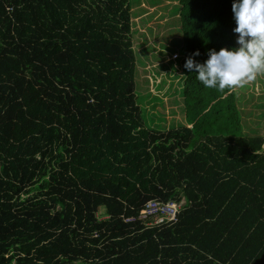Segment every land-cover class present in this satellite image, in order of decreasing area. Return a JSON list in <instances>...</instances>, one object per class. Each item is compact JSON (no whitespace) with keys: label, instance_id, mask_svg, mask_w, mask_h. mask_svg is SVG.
<instances>
[{"label":"trees","instance_id":"obj_1","mask_svg":"<svg viewBox=\"0 0 264 264\" xmlns=\"http://www.w3.org/2000/svg\"><path fill=\"white\" fill-rule=\"evenodd\" d=\"M232 3L176 0L183 123L158 130L136 101L131 0H0V264H264L249 86L184 67L239 47ZM180 198L172 224L122 220Z\"/></svg>","mask_w":264,"mask_h":264},{"label":"rangeland","instance_id":"obj_2","mask_svg":"<svg viewBox=\"0 0 264 264\" xmlns=\"http://www.w3.org/2000/svg\"><path fill=\"white\" fill-rule=\"evenodd\" d=\"M132 37L140 46L136 48V63L140 74L135 87L136 101L144 118V123L154 129H166L183 123L181 110L176 107L175 99L179 100L178 89L180 79L179 58H173L174 52L179 53L180 38L176 27V0H131ZM163 79L158 80L157 74ZM145 79V82L142 80ZM176 81V83H175ZM247 86V85H246ZM247 91L256 100V94L264 97V74L248 84ZM240 88L238 91H242ZM175 98V99H174ZM250 103L254 110V127L264 135V103L261 106ZM257 101V100H256ZM246 106V107H247ZM176 122V123H175ZM100 214L103 208L99 207Z\"/></svg>","mask_w":264,"mask_h":264},{"label":"clouds","instance_id":"obj_3","mask_svg":"<svg viewBox=\"0 0 264 264\" xmlns=\"http://www.w3.org/2000/svg\"><path fill=\"white\" fill-rule=\"evenodd\" d=\"M232 12L239 47L210 49L204 63L194 59L200 55L197 50L184 64L188 72L198 73L196 79L206 88L221 93L244 88L264 74V0H233Z\"/></svg>","mask_w":264,"mask_h":264},{"label":"built area","instance_id":"obj_4","mask_svg":"<svg viewBox=\"0 0 264 264\" xmlns=\"http://www.w3.org/2000/svg\"><path fill=\"white\" fill-rule=\"evenodd\" d=\"M173 58L176 57L174 52ZM183 198L175 201L168 199L165 201L158 199H147L139 207L136 215L121 216L123 221H134L138 219L145 227L169 225L176 221L178 210Z\"/></svg>","mask_w":264,"mask_h":264}]
</instances>
